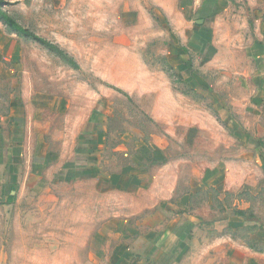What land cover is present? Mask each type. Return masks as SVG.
I'll list each match as a JSON object with an SVG mask.
<instances>
[{
  "label": "rangeland",
  "instance_id": "374dc122",
  "mask_svg": "<svg viewBox=\"0 0 264 264\" xmlns=\"http://www.w3.org/2000/svg\"><path fill=\"white\" fill-rule=\"evenodd\" d=\"M1 1L17 24L73 55L79 69L72 71L32 42L28 50L31 61L57 75L58 94L65 91L62 81L72 83L67 90L80 105L76 117L95 102L104 106L114 131L105 161L141 164L150 177L136 195L97 192L91 180L50 195L25 189L5 199L1 191L0 264H92L89 247L109 220L132 214L128 222L148 228L161 201L189 191L184 209L201 222L180 264H264V136L251 143L264 128V112L255 101L256 63L248 55V0H230L237 17L218 20L217 73L210 88L198 91L169 66L168 38L158 21L135 31L132 46H119L124 12L143 8L154 15L152 0ZM255 7L264 31V0ZM16 89L17 77L0 82V98ZM223 220L230 224L223 227Z\"/></svg>",
  "mask_w": 264,
  "mask_h": 264
},
{
  "label": "crops",
  "instance_id": "0c3cea01",
  "mask_svg": "<svg viewBox=\"0 0 264 264\" xmlns=\"http://www.w3.org/2000/svg\"><path fill=\"white\" fill-rule=\"evenodd\" d=\"M258 2L248 0L244 5L252 6L251 16H247L253 26L252 32L248 24L253 37L248 55L256 63L252 75L255 101L264 112V31L256 17ZM151 5L154 15L143 8L124 12L121 23L127 29L116 37L119 46H132L136 32L158 21L165 27L167 62L177 80L196 91L210 88L220 50L215 44V26L220 20L235 19L237 8L230 0H223L219 6L212 5L211 0H152ZM35 35L56 46L63 56L43 49L0 21V82L17 77V89L0 98V192L5 199L25 189L37 196L50 195L58 187H74L86 180L101 193L108 190L136 195L145 190L149 186L148 168L132 161H105L106 142L114 131L109 129L104 106L95 102L78 111L80 116L76 117L80 105H75L72 89L67 90L72 83L62 81L65 91L58 94L57 75L53 76L41 60L31 61L28 50L32 42L72 71L79 69L73 55ZM263 136L264 128L251 143L259 145ZM191 195L189 191L161 201L148 228L128 222L132 214L109 220L89 247L91 263L180 264V254L188 248L201 222L195 211L184 209L183 201ZM221 223L223 227L230 224Z\"/></svg>",
  "mask_w": 264,
  "mask_h": 264
},
{
  "label": "trees",
  "instance_id": "16d2710c",
  "mask_svg": "<svg viewBox=\"0 0 264 264\" xmlns=\"http://www.w3.org/2000/svg\"><path fill=\"white\" fill-rule=\"evenodd\" d=\"M4 1L0 0V21L7 27L9 28L11 31L22 35L36 43H38L39 45H41L43 48L47 49L50 52L56 53L59 56H63L62 53L60 52V50L54 46L53 44L47 42L46 40L36 36L34 33L29 32L28 30L22 28L19 24H17L12 18H10L8 16V14H6L3 10H2V6L4 5ZM235 221L233 218L229 219V221Z\"/></svg>",
  "mask_w": 264,
  "mask_h": 264
}]
</instances>
